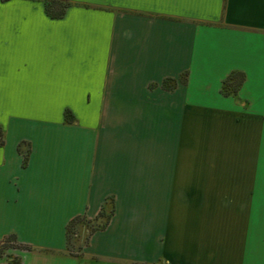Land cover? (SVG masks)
<instances>
[{
  "label": "crops",
  "instance_id": "1",
  "mask_svg": "<svg viewBox=\"0 0 264 264\" xmlns=\"http://www.w3.org/2000/svg\"><path fill=\"white\" fill-rule=\"evenodd\" d=\"M64 1L0 0V264H264V0Z\"/></svg>",
  "mask_w": 264,
  "mask_h": 264
},
{
  "label": "trees",
  "instance_id": "2",
  "mask_svg": "<svg viewBox=\"0 0 264 264\" xmlns=\"http://www.w3.org/2000/svg\"><path fill=\"white\" fill-rule=\"evenodd\" d=\"M43 4H44V9L45 11L51 15V16H56L59 17L62 15V13L64 12L65 7L67 6V2L64 0H43ZM244 78V74L241 71H232L230 72L227 77L223 80L222 85H221V91L225 94L227 93H235L238 86L240 85V83L242 82ZM175 81V80H173ZM1 127H0V143L2 142V138H1ZM17 149L19 151H21V149L19 148V145H17ZM28 151L29 149H25V151H22V165L26 164V160H27V155H28ZM112 213V209H109L108 212H104L102 209L99 211L98 213V218L100 221L99 223H97L96 225H92V226H88L89 227V231H93L95 229L98 228H102L104 227V225L106 224L110 214ZM84 220L86 223H89V220H85V218H83L80 215H76L73 218H71L68 222V226H67V230L69 228V226H74L75 224L78 223L79 221ZM67 241H68V237H67ZM7 246H11V247H22V248H29V246L21 244L19 242H17L15 234L10 233L7 234L0 243V252L2 250L3 247H7ZM8 264H19L18 261L12 259L10 263Z\"/></svg>",
  "mask_w": 264,
  "mask_h": 264
},
{
  "label": "rangeland",
  "instance_id": "3",
  "mask_svg": "<svg viewBox=\"0 0 264 264\" xmlns=\"http://www.w3.org/2000/svg\"><path fill=\"white\" fill-rule=\"evenodd\" d=\"M80 223H85L87 226H92V225H96L97 223H99L100 221H95L93 223H86L84 220L79 221ZM74 231H75V227L74 226H69L68 230H67V237H68V248L70 251H76L77 248L83 243L84 241V236L80 235L78 238L73 239L74 238Z\"/></svg>",
  "mask_w": 264,
  "mask_h": 264
}]
</instances>
